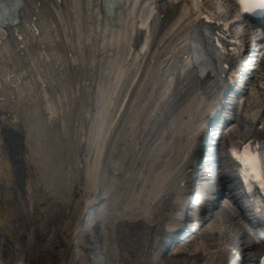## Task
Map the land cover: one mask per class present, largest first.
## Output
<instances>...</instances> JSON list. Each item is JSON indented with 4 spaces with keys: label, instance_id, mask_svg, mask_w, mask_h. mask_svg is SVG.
<instances>
[{
    "label": "bare ground",
    "instance_id": "6f19581e",
    "mask_svg": "<svg viewBox=\"0 0 264 264\" xmlns=\"http://www.w3.org/2000/svg\"><path fill=\"white\" fill-rule=\"evenodd\" d=\"M70 1L71 0H62L58 3L57 0H26L25 6L21 10L22 15H26L24 21L27 19L28 23L33 25L35 31L33 30V33L30 35L21 32V35H25L23 40H3L1 43L2 46H0V54L2 56L0 62H4L3 69L7 70L1 77L3 85H6L7 83H15L13 77H16V82H19L20 77L22 76V78L25 77L23 79L24 83L29 84L33 90L36 89L38 92V82H43V77L47 75V69L58 71L59 69L64 68V70L67 69L71 74L66 82H62L61 80L58 82L56 81L57 84L62 85L63 90L69 91V93L63 91L62 94L60 90H56V99L58 103L60 102L61 106H57V103L53 99H49L47 101L49 118L44 121L37 120V128L39 129L40 126H44L46 123L51 124L54 119V115L59 116L58 114L61 113L59 116V120H61V118H63L62 115H64L66 111L69 113L70 109L73 108L70 112V119L68 121L63 119V131L57 128H49L50 130H46V135H50L52 137L50 141V148L48 145L45 147L43 144L39 147H33L34 143L32 146L31 141H28L26 137L24 140L25 146H29L31 150L27 151L25 147L24 149L22 148L21 144L23 140V132L17 130V133V131L13 128L11 120L7 119L9 111L16 110L17 108L16 103L12 101H9L8 103L5 100L11 99L12 91H8L9 95L0 96L4 98L0 100V127L7 130L6 148L12 157L13 164L16 166V183H22V177L25 172L24 170L28 168L27 161L33 162L37 166H41V156L44 158H47L48 156L56 157L60 161V176L62 177L61 183L63 184L60 187L55 188V192L58 196H60V198L66 203L71 201L69 184L72 182L75 183V181L78 180L80 183L79 186L82 190L86 193L91 192L88 194L90 195L89 197H80L78 199L82 200L79 203L81 206L77 209L76 212L78 214L75 217L76 222L74 230H76L77 234L80 233L79 231L82 232L83 228L92 220H83L84 214L82 215V212L85 207V210L88 209V217L91 215H96L98 217L100 215L118 214L126 218V220L115 222L107 221L103 226L105 231V241L108 243L113 241L115 244L117 242L118 246H122V251L130 252L128 254L125 253V257L127 256L126 259H128V257L131 259V254H133L135 256V258L132 256L133 261L131 260V262H133V264H138V261L142 264H149V256L151 255V249L154 245L156 246V249L152 253H155L156 256L152 255L151 258H154L160 264H197L193 261L196 257L192 258L188 257L186 253H179L183 248V245L186 246L184 241L180 242L176 247L172 246L174 254H168L167 256L162 255V248H160L162 244L159 242L162 239L161 236L164 226H167L170 221V217H172V214L175 213L177 205L180 202L178 199L179 189L176 184L180 171L176 170V167L171 170L170 167L164 171L168 177H165V175L162 174L164 172H161L168 165L167 163L173 159L172 156H170L172 155L171 152H169L167 156L165 154L160 156L150 155L151 158L148 155L146 156L147 150L148 154H150L148 145L153 143V140H155L154 146H157L156 142H159L158 148L165 144L161 140L164 136V128L167 127L166 122H169L175 108L179 109L177 105H179L181 101L186 100L187 103H189V100L192 98H199L202 91L201 88L204 82L203 80H197L196 74L190 72V70H193L190 69L191 66L188 60L182 61V65L179 68L181 71H184V74L182 75L186 76V78L182 84L178 86L176 94L171 92L169 87L172 84L170 80H173V76L171 75L174 74L175 55L187 54L184 46L194 25L193 17L182 21V18L185 17V15H192L191 8L188 6L189 3L187 2V4L185 2L186 0H176L173 2L174 4L171 2H161L162 4L159 5V2L148 0L147 2H143L142 5L140 4V12H142V15L144 14L145 9L148 8L149 10H152V6L153 9H155V7L159 5L157 8L158 13L155 15L154 21L155 23H158V28L163 30L160 33L162 37L159 35L156 38L157 42L161 38H163V40L161 39L159 41L160 46L156 50L158 53L155 52L156 56L153 58L155 61H153L150 75H145L146 77L149 76V78L153 77L154 83L161 81V84H164L166 78L169 82L167 84V88L162 90L159 100L155 103L156 110L161 111L163 117H159L158 113H156L153 116L151 123L144 124L143 129H145V131L143 141L137 142L136 140L133 143H129L130 141L127 140V136L125 135L127 124L130 123L134 133L138 131L135 126L143 106H135L137 112L134 113H131L132 106H130L128 110L124 111L121 115H119L121 105H119V109L115 112L111 110L115 99L119 98L117 90H119L124 83L122 77L130 68L139 69L141 67L140 60H138L139 57H133L131 62L126 63L127 55L119 57L118 55L114 56L112 52L113 47L117 49L120 48L122 51L127 50L129 37H131L129 30H135L134 24L131 23V20H126V18H128L126 16H129L131 13L128 12V2L125 1L123 10L117 11V16L121 15L123 17V19L119 20L117 26L109 27L105 25L102 29L103 32H105L103 37L107 35V30H110L112 35L110 43H108V45H110V49L108 51L105 47L99 49V46H97L100 40L94 30L97 29L100 32L101 26L96 18L98 11L96 0H81L82 8L80 3V13L82 21L79 23L76 22V27L78 29L81 27H87L90 29V31H87L84 35H88L85 41H87L93 32L96 35V38L93 39L89 45H87V53L90 55V58H88L86 57L85 50L79 51L78 53L80 54L78 55V53H74V51H69L67 49L68 40L73 38L74 32V25L72 26L71 24V18L73 17L74 10L72 9V6H70ZM134 1L135 3L138 2V0ZM177 2H181L182 4L181 8L179 6L181 10L180 15L175 14L178 9L176 6ZM199 4V1L191 4L196 13L204 11ZM183 6H185V8H183ZM222 7V5L221 7L219 6L220 9ZM212 8L213 7L210 9ZM124 12H127V14H124ZM219 13L223 14V11L219 10ZM133 19H135V17H133ZM147 20L148 18H146V21ZM189 24L191 27H188ZM152 25L153 23H150V25L146 23L147 28ZM15 28L16 26H14L12 30ZM36 31L38 34H36ZM137 32L138 31L136 30V33ZM150 32H147L148 38L151 37ZM82 34H84V32H82ZM114 34H117V37H114ZM2 35L3 32L0 34V40ZM105 42L106 40H103L101 46L104 45ZM80 44L83 49L86 47L84 46V41ZM146 46L147 44L144 45L145 49ZM2 47L4 49H1ZM72 50H74V47H72ZM142 50L145 51L144 49ZM98 51L101 53H97ZM83 52L84 55H82ZM169 56L171 57L168 58ZM72 64H74L75 67L72 66ZM156 65L158 67H156ZM175 66L177 67L176 63ZM76 67L79 69V73L76 72ZM166 67L167 69L164 70ZM186 69H188V71ZM11 73H13L12 77ZM113 74H115V76ZM169 76H171L170 79ZM75 79L77 80L76 84H74ZM47 80L48 77H46V81ZM103 82H106V85H103ZM200 83L202 84L200 85ZM147 84L148 81L145 83L143 82L141 90H143ZM89 98H93L94 102H90V104L88 103V105H86L85 103L88 102ZM138 98L139 95H135V99L137 100ZM162 99H164V103H161ZM63 100L67 101L65 105L62 104ZM82 105L88 107L84 110L77 108ZM25 107H28V109L31 107L36 108V106L31 104V102L22 106V108ZM56 107H59V109ZM163 107L167 108V110ZM261 108L262 107H260V109ZM80 112L83 114L81 116H77ZM251 116L253 117L252 114ZM262 116H264V112L262 113ZM27 120L33 121L30 119V116H28ZM187 121L189 122V120ZM90 123H92V125H90ZM180 125L181 127H187V125L183 122H181ZM31 126L32 124L29 122L25 124L27 136L30 137L32 136ZM236 132L238 135V130ZM122 136L125 147L124 149L122 148L119 157L112 158L111 155L116 149L115 144L122 138ZM65 140L68 142H65ZM176 144L178 148L184 146V143L180 140ZM105 146L108 147L106 153H104ZM85 147L87 148L85 149ZM140 147L143 150H140ZM150 148H153V146ZM64 152L68 156V159L66 158L65 162ZM108 154L109 156L104 158ZM21 159L25 160V162L23 161L24 163H22ZM137 159H139L140 163H137ZM182 160L183 156L180 153V161ZM1 162L2 160H0V163ZM5 162L9 167V162L6 159L3 164ZM175 162L176 161H174V163ZM102 173L104 175H102ZM158 174H162L163 179L156 181ZM158 177H160V175ZM128 178L131 179L129 180ZM165 179L168 180L164 187ZM6 183L10 184L11 182L7 181ZM147 183L149 184L147 185ZM102 185H105L106 187L108 198L106 202L99 205V203H97L98 197L95 196V192L97 188ZM126 186L131 187V194L128 193L127 196L125 189ZM237 189V186L230 184L229 190L232 194L237 195L239 193ZM160 191L162 192L160 195L161 198H158V201L155 202V198L159 196ZM124 196H126V199H123ZM132 198H135V200L133 201ZM153 202H155V204H153ZM8 204L9 201L0 196V215L4 214L2 207ZM151 207L154 208L151 209ZM18 208H20V206ZM98 208L100 209L98 210V213L95 214ZM5 210H8V212L0 217L2 221L5 219L3 217L8 216V213L10 212V209L7 207ZM155 210H157L156 213H154ZM143 212L149 213V216L152 217L148 223L138 219L140 214ZM262 214L263 213L260 215ZM227 215L228 216H226L225 220L218 221L216 218L212 220V225L209 226L210 230H208V232H203L200 237L205 240L211 238L215 241L213 247L211 248L231 246L236 243L233 239L236 237L239 238V234H241V228L237 232L234 231L238 224L235 225L232 222L233 219L230 215ZM1 224L2 223H0V225ZM118 224L122 227L124 237L122 232L118 233V229L121 228L115 227V225ZM226 225H230V227L232 226L234 229L227 230ZM74 234L71 236L72 238L68 237L65 240L66 243L63 246V253L61 254L62 256L60 259H63L65 253L70 249L72 241L75 238ZM158 237L159 241H157ZM194 241L195 239L192 240V242ZM246 244L249 246L248 242ZM85 250L86 248L83 251ZM118 250H120V248ZM115 251L117 250L115 249ZM115 251L112 253L114 254L113 256H116ZM249 251L253 256L255 253L254 250L249 248ZM140 254L143 255V257L138 258L137 260L136 255L140 256ZM79 260L82 261V258L79 257ZM118 264H120L119 259Z\"/></svg>",
    "mask_w": 264,
    "mask_h": 264
},
{
    "label": "rangeland",
    "instance_id": "374dc122",
    "mask_svg": "<svg viewBox=\"0 0 264 264\" xmlns=\"http://www.w3.org/2000/svg\"><path fill=\"white\" fill-rule=\"evenodd\" d=\"M207 1L212 5V7H215L218 12L221 10L219 6L223 3H225L223 5L228 8L225 0ZM76 82L77 80L75 79L74 84H76ZM19 87V92L22 96L26 94L29 97L33 96V93H26L24 92L26 90H23L21 86ZM262 93L263 94L260 97L256 98L255 103L260 104L264 100V92ZM66 103L67 101L63 100L62 104L65 105ZM58 104L61 106L60 102ZM57 109H59V107ZM66 158L68 159V156L64 152V162L66 161ZM51 162L54 166H60V161L56 157H53ZM6 164L7 163L5 162L3 166L9 169L8 164L7 166ZM30 169V174H28L29 172H25V181L22 184L23 190L20 191L18 196H14L16 198H14V204L10 209L14 210L16 205L18 207L20 206V208L17 207L18 209L16 213L9 212L8 216H4L5 219L3 221L0 218V223H2L0 225V264H118V259L120 264H133V262H131L132 258H135L133 254H131V259L130 257L126 259L127 256L125 257V253L128 254L130 252L122 251V246H118L117 242L115 244L113 241L109 243L105 241V231L101 227H103L107 221L111 220H103L100 218L98 220V224L95 225L96 228H93L92 230L90 228L87 234L82 233L81 235V231L77 234L76 230H74L76 222L75 217L78 214L76 211L81 206L79 203L82 200L78 199L80 197H89L90 195L88 194L91 193H86L81 189L79 186L80 183L78 182L79 180L75 181V183L72 182L69 184L71 201L66 203L56 194L54 189L49 191L45 184H42V178L39 174H36V168L33 162L30 164ZM35 201L40 203L38 204L37 209H35ZM18 210L22 213V215H18ZM7 212L8 210L5 212L3 210L4 214H1L0 217L7 214ZM118 225H115V227L121 228L118 229V233L122 232L124 237L122 227L120 224ZM226 229L229 230L231 228L226 225ZM73 234L75 238L72 241L70 249L65 253L64 258L60 259L62 256L61 254L63 253V246L66 243L65 240L68 237L72 238L71 236ZM235 242L239 243V240H236ZM214 243L215 241L211 238L207 240L201 238L198 241L195 240L191 244H188L185 248H183L182 252L185 251L191 254L192 258L196 257V259L193 260L197 264H209L210 255L213 251L216 252L219 248H211ZM85 248L86 250L83 251ZM119 248L120 250H118ZM115 249L117 251H115ZM114 251L116 256H113L114 254H112ZM152 255L153 253L151 250L148 263L160 264L154 258H151ZM79 257L82 258V261L79 260ZM136 257L138 260V258H142L143 255H136ZM138 264L142 263L138 261Z\"/></svg>",
    "mask_w": 264,
    "mask_h": 264
},
{
    "label": "snow or ice",
    "instance_id": "6c2138e0",
    "mask_svg": "<svg viewBox=\"0 0 264 264\" xmlns=\"http://www.w3.org/2000/svg\"><path fill=\"white\" fill-rule=\"evenodd\" d=\"M241 2L246 10H252L257 7L264 8V0H241ZM233 155L249 170L245 172V170L242 169L241 175L250 174L260 185V188L264 190V157L251 154L247 145L243 146L242 155L236 153H233Z\"/></svg>",
    "mask_w": 264,
    "mask_h": 264
}]
</instances>
